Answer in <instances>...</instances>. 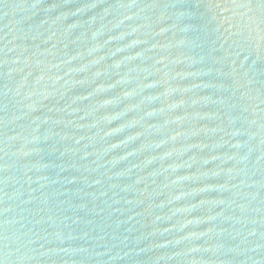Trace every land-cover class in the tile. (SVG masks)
<instances>
[{"label": "water", "instance_id": "95a60500", "mask_svg": "<svg viewBox=\"0 0 264 264\" xmlns=\"http://www.w3.org/2000/svg\"><path fill=\"white\" fill-rule=\"evenodd\" d=\"M0 264H264V0H0Z\"/></svg>", "mask_w": 264, "mask_h": 264}]
</instances>
